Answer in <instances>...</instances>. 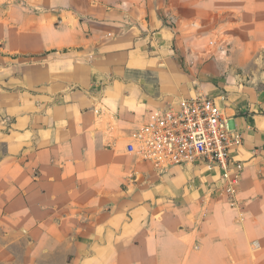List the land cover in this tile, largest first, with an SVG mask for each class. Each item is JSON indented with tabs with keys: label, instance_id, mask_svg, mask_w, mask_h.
I'll list each match as a JSON object with an SVG mask.
<instances>
[{
	"label": "crops",
	"instance_id": "crops-1",
	"mask_svg": "<svg viewBox=\"0 0 264 264\" xmlns=\"http://www.w3.org/2000/svg\"><path fill=\"white\" fill-rule=\"evenodd\" d=\"M0 264H264V0H0ZM242 145L204 168L125 146L180 97Z\"/></svg>",
	"mask_w": 264,
	"mask_h": 264
},
{
	"label": "built area",
	"instance_id": "built-area-1",
	"mask_svg": "<svg viewBox=\"0 0 264 264\" xmlns=\"http://www.w3.org/2000/svg\"><path fill=\"white\" fill-rule=\"evenodd\" d=\"M224 96L218 97L219 101ZM216 98L180 97L156 109L125 146L127 153L165 171L172 167H200L218 173V188L235 204L234 195L243 163L231 152L242 135L230 125Z\"/></svg>",
	"mask_w": 264,
	"mask_h": 264
},
{
	"label": "rangeland",
	"instance_id": "rangeland-1",
	"mask_svg": "<svg viewBox=\"0 0 264 264\" xmlns=\"http://www.w3.org/2000/svg\"><path fill=\"white\" fill-rule=\"evenodd\" d=\"M13 63L14 62H12V59L6 58L0 49V69L10 71L11 70L10 66L13 65ZM257 65H250V67L248 69H246L245 71L238 70V73H240V74L242 73L241 75L245 74L248 79H249V77H255V76L261 75V74L263 75L264 74V65L262 66L263 69L262 68L257 69V67H258ZM196 96H198V95H196Z\"/></svg>",
	"mask_w": 264,
	"mask_h": 264
}]
</instances>
